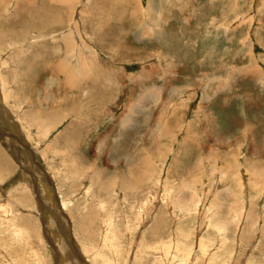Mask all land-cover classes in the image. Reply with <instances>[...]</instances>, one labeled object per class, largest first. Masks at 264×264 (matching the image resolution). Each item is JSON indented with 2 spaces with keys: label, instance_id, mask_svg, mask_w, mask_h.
<instances>
[{
  "label": "rangeland",
  "instance_id": "obj_1",
  "mask_svg": "<svg viewBox=\"0 0 264 264\" xmlns=\"http://www.w3.org/2000/svg\"><path fill=\"white\" fill-rule=\"evenodd\" d=\"M69 1L0 0V264H264V0Z\"/></svg>",
  "mask_w": 264,
  "mask_h": 264
},
{
  "label": "crops",
  "instance_id": "obj_2",
  "mask_svg": "<svg viewBox=\"0 0 264 264\" xmlns=\"http://www.w3.org/2000/svg\"><path fill=\"white\" fill-rule=\"evenodd\" d=\"M217 1H221L220 2V6L223 5L224 0H215V2L213 4H209V7L214 6L215 3H218ZM246 1H247V3H241V4H249L251 2V0H246ZM227 6H228L227 4L223 5L217 11V12H220V13H218L219 15L216 16L215 18H213L209 22L212 23L213 20L222 19V16L225 15L224 12H225V9L227 8ZM209 7L207 6V13L209 12ZM174 9L177 11V12H175V14L177 13V16L173 17L172 20L168 23V25L169 24L174 25L173 27H177L179 29L180 25L202 26V25H207L209 23V22L207 23V19H205V22L204 21L202 22V19L200 20V17L203 15L202 12L201 13H195V15H193V16L191 14V15L188 16V17H191V18H186L184 16H180V14L183 15V13H185L186 11H190L189 9H187V10H184V9L181 10L179 8H174ZM252 9L257 14V15H255L257 17V21H258V19H263V21H264V8L260 9V6H256L255 8L252 7ZM210 13H212V12H210ZM204 16L205 15H203L202 18ZM197 19H199V20H197ZM226 23H227V21H225V24ZM213 31L214 32H213V34L211 36L212 39H214L213 38L214 36L223 38L224 35H225V31L223 29H221L220 31L218 30V24H217V28L215 30H213ZM209 40L210 39L208 37V41ZM221 42L224 43V47L223 48H226V45H225L226 44V40H223ZM212 46H214V45H212ZM263 55H264V53H263ZM227 58H228V60H226ZM236 62L238 63V60L236 59V56L233 57L231 55H229V56L221 55L220 63H219L220 64V68H221V72L219 73V75H217V78H216V80H218L217 81L218 84L216 85V88L221 86L224 89V93H221V94H225V90L227 91V93H233V95L228 96V99H229L230 103H232L235 99H239L240 102H243V103H239L238 107L239 106H243L244 110H245L247 104H246L245 101H242V99H241L242 96H240V95L244 94V93H246L247 95H250L251 93L255 94V90H253V86L251 85L249 80H247V83H246V75L243 72L244 70H243L242 66L239 65L240 66L239 67L236 64ZM256 66L257 65H253L252 68H254ZM258 66H260V65H258ZM242 73H243V75H241ZM231 83H232L231 90L232 91L234 90L233 92L232 91H228L229 86L231 85ZM248 87L251 88L249 91H252V92L248 91V89H247ZM245 88H246V90H245ZM255 102L256 101H251L248 104H249V106L260 105V103L257 104ZM261 106H263V105H260L258 107L259 110H260ZM229 112H233L232 107L229 108ZM244 119H247V118H244Z\"/></svg>",
  "mask_w": 264,
  "mask_h": 264
},
{
  "label": "bare ground",
  "instance_id": "obj_3",
  "mask_svg": "<svg viewBox=\"0 0 264 264\" xmlns=\"http://www.w3.org/2000/svg\"><path fill=\"white\" fill-rule=\"evenodd\" d=\"M70 1H71V0H70ZM70 1H69V2H70ZM65 2H67V1H65ZM71 2H72V1H71ZM71 2H70V3H71ZM11 4H12V3H11ZM243 25H244V24H243L242 22H238V23H237L236 32L238 31V29H239L240 27L242 28ZM248 28H249V27H248ZM253 30H254V29H253ZM255 30H256V29H255ZM255 30H254V31H255ZM259 32H260V30H259ZM255 33H256V32H255ZM138 37H139V35H138ZM245 37L247 38L248 35H247V34L244 35L243 39H245ZM255 37H256V34H255ZM139 38H140V37H139ZM242 42H243V41H242ZM252 44H253V43H252ZM252 44H251V45H252ZM243 45H245V44H243ZM249 45H250V43H249ZM249 45H247V47H251V46H249ZM242 48H243V47H242ZM240 51H241V50H239V52H240ZM237 53H238V52H237ZM254 54H255V53H254ZM254 54H252V51H251L249 55H250V57H251V55H254ZM82 59L85 61L86 58H85V57H84V58L82 57ZM86 61H87V60H86ZM254 61H255V60H254ZM255 62H256V61H255ZM86 64H87V66L89 65L88 62H86ZM254 64H255V63H254ZM172 65H174V64H172ZM256 65H257V64H256ZM144 75H145V74H144ZM2 80H3V79H2V76H1V74H0V81H1L2 91H3L4 95H5V98H7V96H8V93H7V92H8V91L6 90L5 83H4ZM155 87H156V86H155ZM155 87H154V88H155ZM156 88H157V87H156ZM153 98H154V100H158V96H157V95H155ZM33 132H34V130H33ZM36 132H37V131H36ZM36 132H35V133H36ZM18 137H19V136H18ZM116 180H117V179H116ZM65 201H66V200H65ZM65 201H63V206H64V207H65V206L68 207V206H69V203H67V202H65ZM67 207H66V208H67ZM184 264H185V263H184Z\"/></svg>",
  "mask_w": 264,
  "mask_h": 264
}]
</instances>
